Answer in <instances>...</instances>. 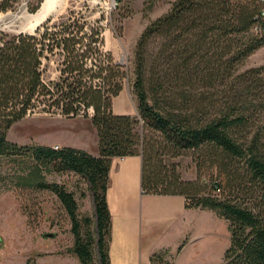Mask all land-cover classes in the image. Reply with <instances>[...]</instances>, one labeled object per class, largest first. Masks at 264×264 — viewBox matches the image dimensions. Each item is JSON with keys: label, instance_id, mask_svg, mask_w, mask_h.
<instances>
[{"label": "trees", "instance_id": "1", "mask_svg": "<svg viewBox=\"0 0 264 264\" xmlns=\"http://www.w3.org/2000/svg\"><path fill=\"white\" fill-rule=\"evenodd\" d=\"M8 7L6 0L0 3L1 10ZM263 7L260 0H172L134 46L137 115L113 112L123 73L118 64L94 63L102 39L93 28L81 34L84 18L69 11L57 17V31L48 30L52 19L34 32L0 31V159L13 164L17 186L56 195L71 224L70 252L80 264H111L110 163L136 154L142 157V192L179 194L185 207L226 220L229 244L221 264H264V64L240 70L264 46ZM51 56L58 61L55 78L48 74ZM92 60L95 68L88 66ZM88 108L98 155L7 137L28 113L75 117ZM184 153L195 161V179H183L168 161ZM65 172L86 181L93 217L80 214L65 183L46 179ZM149 260L174 264V255L162 248Z\"/></svg>", "mask_w": 264, "mask_h": 264}, {"label": "rangeland", "instance_id": "2", "mask_svg": "<svg viewBox=\"0 0 264 264\" xmlns=\"http://www.w3.org/2000/svg\"><path fill=\"white\" fill-rule=\"evenodd\" d=\"M2 1L4 0H0V3ZM6 1L9 7L6 10L0 9V15H4L0 18V31L8 33L34 32L47 19H52L48 30L57 31V17L69 11L76 18L87 20L86 26L80 30L81 34L93 28L100 32L102 39L99 43L101 55H94V63L103 60L104 63L118 64L123 73V94L115 99V108L127 109L132 115H137V100L133 91L134 46L145 25L165 13L172 0H154L149 10L145 7L151 0H61V7L38 23L30 15L38 11L44 0ZM93 60L88 62V66L93 65L95 68ZM261 64H264V46L255 50L241 64L240 70ZM57 67V57L51 56L48 62V74L51 78L57 76ZM123 96L125 98L121 100ZM111 107L113 110V98ZM91 112L92 108H88L87 115L80 114L75 117L39 111L28 113L11 125L7 137L20 144L65 142L69 146L92 149L97 145V135L91 122ZM137 130L142 132L141 122ZM56 146L60 145L55 144ZM168 161L177 164L183 179H195V161L189 153L170 157ZM13 167L8 160L0 159V264H80L77 257L70 252L73 243L71 224L56 195L48 190L17 186L15 177L13 178ZM203 177L210 178L208 174H203ZM46 179L65 183L68 189L75 192L80 214L93 217L94 209L88 185L79 175L65 172L47 175ZM200 220L207 232L202 251L190 248L192 244H188L177 255L176 264L214 262L212 253L216 242H211L209 236L212 224L208 218L203 217ZM218 220L221 222L218 227L222 233V243L218 247L224 248L227 243V222L224 219ZM229 235L228 231V244Z\"/></svg>", "mask_w": 264, "mask_h": 264}, {"label": "crops", "instance_id": "3", "mask_svg": "<svg viewBox=\"0 0 264 264\" xmlns=\"http://www.w3.org/2000/svg\"><path fill=\"white\" fill-rule=\"evenodd\" d=\"M122 94L123 90H120L113 97V112L131 114L132 112L127 109L115 108V99ZM124 98L125 96L121 100ZM55 144L67 145L65 142L48 143L51 146ZM86 150L98 155L97 145ZM141 165L140 154L114 156L111 159L106 190L111 216L110 263L150 264L149 257L152 252L168 248L174 255V264H176L177 255L188 244H192L190 248L202 251V243L207 232L203 229L200 219L205 217L212 224L210 241L216 242L212 253L214 262L211 264H221L223 252L228 246L227 229L225 232L227 243L224 248L218 247L222 243V233L218 227L221 222L218 219L222 218L211 210L185 207L184 196L179 194L142 192Z\"/></svg>", "mask_w": 264, "mask_h": 264}, {"label": "bare ground", "instance_id": "4", "mask_svg": "<svg viewBox=\"0 0 264 264\" xmlns=\"http://www.w3.org/2000/svg\"><path fill=\"white\" fill-rule=\"evenodd\" d=\"M62 5L61 0H44L38 9V11L34 14H31V18L35 20L36 23L41 21L44 17H46L52 11L57 10ZM4 15H0V18ZM5 19V18H4ZM3 20V19H1Z\"/></svg>", "mask_w": 264, "mask_h": 264}, {"label": "built area", "instance_id": "5", "mask_svg": "<svg viewBox=\"0 0 264 264\" xmlns=\"http://www.w3.org/2000/svg\"><path fill=\"white\" fill-rule=\"evenodd\" d=\"M260 1L264 3V0H260ZM261 16L264 17V7H263L262 10H261ZM91 113H92V112H91ZM56 147H57V146H56Z\"/></svg>", "mask_w": 264, "mask_h": 264}]
</instances>
